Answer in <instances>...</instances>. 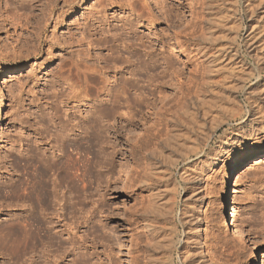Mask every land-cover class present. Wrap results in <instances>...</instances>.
Here are the masks:
<instances>
[{"label": "rangeland", "instance_id": "obj_1", "mask_svg": "<svg viewBox=\"0 0 264 264\" xmlns=\"http://www.w3.org/2000/svg\"><path fill=\"white\" fill-rule=\"evenodd\" d=\"M112 1L116 5L0 0V67L14 64L0 74V229L39 212L17 187L25 172L39 166L48 188L55 183L59 200L48 209L56 212L52 242L34 247L38 264H164L170 247L171 264H185L180 246L198 222L195 216L202 252L212 264H264V156L245 157L232 187L223 189L230 154L223 152L264 148V0L253 1L254 16L248 0H146L157 21L142 19L145 27L134 25L135 33L121 30L119 18L135 17L128 4L136 0ZM153 1L174 8L176 16L160 13ZM101 14L109 23L100 21ZM104 36L113 38L112 53L105 44L87 43ZM95 55L122 57V81L113 79V70L105 76L113 87L132 84V97L145 91L152 105L142 108L140 123L130 130L117 126L124 120L104 117V142L90 148L80 198L66 192L52 161L62 157L58 137L67 134L65 149L73 154L77 143L92 139L86 127L98 108L89 89L95 78L89 76L88 100L64 104V96L70 84L75 91L83 88L75 85L71 61L98 63ZM123 60H129L127 68ZM103 105L104 113L110 104ZM222 203L246 237L218 216ZM158 231L175 245L155 238ZM4 246L0 264H21ZM31 254L24 255L25 264Z\"/></svg>", "mask_w": 264, "mask_h": 264}, {"label": "bare ground", "instance_id": "obj_2", "mask_svg": "<svg viewBox=\"0 0 264 264\" xmlns=\"http://www.w3.org/2000/svg\"><path fill=\"white\" fill-rule=\"evenodd\" d=\"M147 1L146 0H136V3H134V2L130 3L129 2L128 7L130 6L131 13H132V11H133V13H135V17L130 19L129 18L130 16L127 15V16H124L122 18H119V21L123 22V25H124L123 28H121V30H123L124 32L126 31L127 33H135L136 31H135L134 25L144 26L141 22L142 19L147 20V23H149L150 25L152 22L154 23L157 21L156 17H155L156 19L153 18L152 8L150 7L149 2H147ZM253 1L254 0H248V2H247V8H248L247 11L249 12L250 16H254L255 13L257 12V9H258V7L255 5V3H253ZM109 4L110 5H114V4L116 5V2L109 0ZM153 4L155 5V8H158L160 13H162V14L164 13L167 16H169L170 18H173L176 16V10H174V8L163 5V3H161V2L159 3L158 1H155ZM138 6H139V9H138ZM49 10H50V8H49ZM94 15H93V17H94L93 21L98 22L97 19L100 18V21L104 20L103 21L104 23H109L108 16L101 14L100 17L98 18V17H95ZM111 18L114 19V16ZM93 24H91V26ZM93 29H95V28L91 27L90 32ZM110 29H111V27L110 28L108 27L107 31H109ZM100 30H103V29H100ZM107 31L103 30V32H101V33H107ZM89 35H87V36H89ZM89 38H91V37H89ZM89 38L87 40L88 41L87 43L90 44V42L91 43L95 42V43H100L102 45L105 44L106 47L108 48V50H110L111 53L113 52V46H112V42H114L113 38L111 39L112 41L109 39L108 36H104L102 38L98 37V39H93V38L89 39ZM83 41L85 43V39L80 38L79 44L82 43ZM100 44H98V45H100ZM121 58L120 57L118 58V56L116 57L115 55L114 56L95 55L93 57V60L99 61L98 63L100 65H98L97 62L90 64L91 62L87 63V61L80 60V59H79V61H71L72 65H73V71L70 70L71 76L75 79V85H77L79 88H81V85H82L83 88L80 91H77V90L75 91V86L73 84L68 85V87L70 88V91L68 93H66L64 96V98H65L64 104H67L70 101H77L78 100L79 102H82L84 100H88L87 96H85V95H87L90 92L88 90L89 82H90L89 76L90 77L92 76L93 78H95V80L93 81L94 85L90 86L89 89H91V91H95L97 94L98 98L94 99V101L96 103V107H98V108L95 109V111H94L95 113L92 115V117H94V118L91 117L92 120L88 121L89 126L86 125L87 126L86 128L92 130L91 131L92 132V134H91L92 139L89 138L88 140L84 141V143H77V145L74 147L75 152L73 151L74 152V154H73V153H71L72 150H71V152H68L65 149L67 146V144H66L67 141L65 142V140H63V139L66 138L67 134L65 133L66 136H64V137L63 136L58 137L61 139V141H60L61 144L60 145L58 144V145H59L60 150L62 152V153H60V154H62V157H61V159H58L56 161L54 160L52 162H53V166L56 168V170H59V172L62 173L61 174L62 178L59 179V177H58V180H61L60 182H62L61 184H63L62 186H64V188L66 189V192L67 191L70 192L71 190H74L80 198L82 195H84V192L86 191V186H87L86 180H87V174L89 171L88 153L91 150L90 148H92L94 146L93 145L94 142L98 143V144L104 142L103 140H101V137H100V133L101 132L103 133L105 131L103 129L104 126L102 124L104 117L111 118V119L119 118L118 121L124 120L123 123H121V124L118 123L117 126L119 125V128L129 126L128 128L130 130V128H133L134 126H137L140 123L141 119L139 120L137 116H140L139 114H142V108H144V107L149 108V106L152 105L149 102V100L147 99V96L144 95L146 93L145 91H143L141 93L142 95L140 94L138 96L136 95V96L132 97L129 94V92L131 90V86H133V85L130 84L129 82H127L126 80L124 82H121L122 78L120 79L119 77H117V74L118 73L120 74L123 71V69H121L122 68L121 62L119 64L121 66H117L118 65L117 63H118V61H120ZM128 61L129 60H123L122 61V64H124L123 65L124 68L127 66L126 63ZM13 67H14V64H9V66H6V67H0V74L3 72L4 69L11 71L12 69H14ZM112 70L114 72L113 79H115L116 82L118 79L121 80V81H119L120 84H118L119 85L118 88L113 87L115 84L113 85V83L110 81V79H108L105 76L106 74H108L107 73L108 71H112ZM90 80H91V78H90ZM87 91H89V92L87 93ZM105 96H107L109 98H107V97L105 98ZM150 101H152V100H150ZM103 103H105L106 105L110 104V106H108V109H106V111L104 113L102 112L103 110H101V108H103V106H104ZM3 106H4V104L1 103L0 104V113H2V111H3ZM121 107H122V109H125L124 112L123 111L120 112ZM160 109L162 110V108H160ZM104 110H105V108H104ZM141 118H143V117H141ZM69 121H70V119L68 120V122ZM116 121H115V123H116ZM109 127L114 128L115 126L113 124H111L110 126H108V128ZM108 128L105 127V129L107 131L109 130ZM123 129H125V128H123ZM115 130L118 131V129H115ZM87 133H88V131H87ZM65 134H63V135H65ZM114 143H112V144H114ZM223 153L225 155L227 153L228 154L230 153L228 155V159L226 160L225 173L223 176V183H224L223 189L225 191H227V188L232 187V183H233L232 181L234 178V174L238 170V168H239L240 164L242 163V161L244 160V158L249 156V155L264 156V148H259L258 150L253 151L250 148H242V146H237V147H234L231 152H229L226 149ZM219 157H220V155L216 156L215 161L212 164L213 166L215 164H217V162L220 159ZM29 164L31 167L32 166L31 163H29ZM29 164H27V165H29ZM25 166H26V164L24 165V167ZM46 166L48 167V165H46ZM33 167H34L33 172L32 173H30V172L28 173V171L25 172L26 177H24L22 181H19V183L17 184V187H18V190L21 191V194L23 197L32 200V203L37 204L39 206L38 207L39 212H37V214L32 213V215L25 216V219L22 222L18 221L16 224H15V222H13V224H10L6 227L4 226V228L0 229V242H1V244L5 245L7 249L9 248L10 253L14 257H17V259H21V264L26 263L25 262L26 259L24 258L25 257L24 255H26L30 252H32L31 257L29 256L31 258V260H30L31 264H38V261H37L38 258L37 259L34 258L35 254H36L35 249H34L36 243L37 242L43 243L44 240H46V242H48V243L52 242L53 236H52L50 231H51V229H53V227H52L53 217L52 216H53V214H56V212L55 213H53L54 211L48 212V209H50V207H52V205H53L52 203L55 204L56 201L58 203V200H59V198L57 200V196H56L57 190L55 188L56 187L55 183H53L52 189H49V188H51V187L48 188L50 183H49V185L47 183L49 181L46 183V180H44V174H43L44 170L42 171L39 166H33ZM46 170H47V168H46ZM58 191H60V190H58ZM64 200H63V202H64L63 206L66 205V203H68V202H66L67 201L66 199H64ZM82 201H84V199ZM80 202H81V200H80ZM60 206H62V205H60ZM65 208H62V210L64 209V211L66 212ZM219 209L220 210H218V216L223 219V223H228L231 226V229H233L234 233L238 237H240V238L246 237L245 232L240 227H238L232 220H230L228 218V211H227L228 208H227L226 204L225 203L220 204ZM38 214L40 216L42 215V217L38 216ZM47 214H48V216H46ZM57 218H59V217H57ZM194 219H196V221H198V222L196 224L189 226L190 228H189L188 234L186 235L187 239L182 241L181 246H180L182 263L186 264L187 258L190 257V259H189V261L191 262L190 264H212L210 261H208L206 259L205 255L202 252V244H204V243L201 244V240H200L201 222H200V220H198L197 216H195ZM63 220H65V219H63ZM54 221H56V220H54ZM53 224H54V222H53ZM61 225L63 226V223ZM64 225L65 226L68 225L67 222H65ZM154 237L158 238V239H162L163 242L168 241L169 242L168 244H171V246L174 244L172 237H171V239H168L167 235H164L162 232L158 231L157 235H154ZM44 243H45V241H44ZM169 252H172L171 247L168 249V252L166 253V260H165L164 264H171L172 263V261L169 259V257L171 256ZM23 259H25V260H23ZM148 260H149V254L147 257V261ZM211 261H212V259H211ZM79 262L81 263L83 261H79ZM27 263H28V261H27ZM213 263H215V262H213ZM81 264H85V262L81 263ZM152 264H157V263L153 262ZM251 264H253V262Z\"/></svg>", "mask_w": 264, "mask_h": 264}]
</instances>
